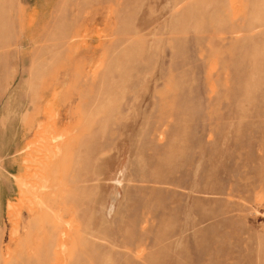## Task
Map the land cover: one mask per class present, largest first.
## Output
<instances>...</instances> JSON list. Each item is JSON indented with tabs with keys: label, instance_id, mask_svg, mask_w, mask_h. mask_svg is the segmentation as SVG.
Listing matches in <instances>:
<instances>
[{
	"label": "rangeland",
	"instance_id": "374dc122",
	"mask_svg": "<svg viewBox=\"0 0 264 264\" xmlns=\"http://www.w3.org/2000/svg\"><path fill=\"white\" fill-rule=\"evenodd\" d=\"M0 264H264V0H0Z\"/></svg>",
	"mask_w": 264,
	"mask_h": 264
},
{
	"label": "bare ground",
	"instance_id": "6f19581e",
	"mask_svg": "<svg viewBox=\"0 0 264 264\" xmlns=\"http://www.w3.org/2000/svg\"><path fill=\"white\" fill-rule=\"evenodd\" d=\"M52 5V4H51ZM50 117V116H49ZM51 137V136H50ZM43 141V140H42ZM43 147V146H42ZM42 150V149H41ZM47 152V151H46ZM48 156V155H47ZM42 157V156H41ZM37 160V159H36ZM45 161H46V159H45ZM34 163V162H33ZM37 165V164H36ZM35 168V167H34ZM39 168V167H38ZM27 172V171H26ZM45 172V171H44ZM35 173V172H34ZM40 174V173H39ZM43 174V173H42ZM23 175V174H22ZM36 175V174H35ZM40 176V175H39ZM46 176V175H45ZM44 176V177H45ZM48 178V177H47ZM45 179V178H44ZM33 182V181H32ZM18 183H19V191H20V189L24 186V180H22L21 178H18ZM27 184V183H26ZM29 184V183H28ZM35 185V184H34ZM31 186V185H30ZM27 188H29V187H27ZM36 188V187H35ZM42 189V188H41ZM24 190V189H23ZM23 190H21V192L23 191ZM38 190V189H37ZM46 190H48V189H46ZM32 193V192H31ZM22 194V193H21ZM29 194V193H28ZM29 196V195H28ZM31 197V196H30ZM35 198V197H34ZM28 199V198H27ZM30 199V198H29ZM39 199V198H38ZM21 201V200H20ZM26 201V200H25ZM41 201V200H40ZM21 203V202H20ZM29 203V202H28ZM31 203V202H30ZM41 203V202H40ZM11 204V203H10ZM16 205H18V204H16ZM21 205V204H20ZM28 205V204H27ZM34 205V204H33ZM44 205V204H43ZM22 206V205H21ZM21 206H19V207H21ZM41 206V205H40ZM18 207V208H19ZM17 208V209H18ZM26 208V207H25ZM28 208V207H27ZM8 215L7 216H10V218L12 217V215H11V205H9L8 204ZM21 208H19V210H20ZM31 209V208H30ZM35 209H36V207H35ZM19 210H17V212L19 211ZM28 210V209H27ZM34 210V209H33ZM30 211V210H29ZM32 211H30V213H31ZM28 215H29V212H28ZM56 215V214H55ZM9 218V219H10ZM13 224V223H12ZM10 233V232H9ZM17 233H18V231H17ZM67 233V232H66ZM70 233V232H69ZM68 234V233H67ZM11 235H15V232H14V234H13V232H12V234ZM62 235H65V232H64V234H62ZM9 237H10V235H8ZM17 236H19V235H17ZM17 236H14V237H17ZM13 237V236H12ZM14 237L12 238V239H14ZM66 237V236H65ZM68 237H69V235H68ZM70 237H71V235H70ZM61 239V238H60ZM62 239H64V238H62ZM68 241V240H67ZM60 242V241H59ZM65 243H66V241H64ZM60 243H62V242H60ZM60 243H59V245H60ZM68 243V242H67ZM63 244V245H68V244ZM9 246V245H8ZM59 247V246H58ZM63 248V247H62ZM61 248V249H62ZM60 250V249H59ZM60 252H61V250H60ZM59 254L60 253H58L57 254V256H59ZM61 256H63V254H61Z\"/></svg>",
	"mask_w": 264,
	"mask_h": 264
},
{
	"label": "crops",
	"instance_id": "0c3cea01",
	"mask_svg": "<svg viewBox=\"0 0 264 264\" xmlns=\"http://www.w3.org/2000/svg\"><path fill=\"white\" fill-rule=\"evenodd\" d=\"M22 174H23V175H22ZM24 175L26 176V172L20 173V174L17 176V178H21V177L24 176ZM22 180H24V184H25V182H26L25 180H27V179H26V177H25V178L22 179ZM7 207H8V205H7ZM27 217H28V216H27Z\"/></svg>",
	"mask_w": 264,
	"mask_h": 264
}]
</instances>
